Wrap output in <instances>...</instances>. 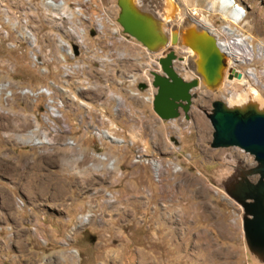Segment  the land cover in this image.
<instances>
[{
  "label": "rangeland",
  "instance_id": "374dc122",
  "mask_svg": "<svg viewBox=\"0 0 264 264\" xmlns=\"http://www.w3.org/2000/svg\"><path fill=\"white\" fill-rule=\"evenodd\" d=\"M102 2L113 28L116 0ZM177 2L184 18H191V7L206 17L218 40L230 39L222 32L224 25L250 39L255 55L247 64H232L235 70L264 69V56L257 57V46L264 43V0H236L245 11L239 23L227 20L219 0ZM138 5L147 10V1ZM67 25L51 9L44 10L43 0H0V84H6L0 94V264H264L249 250L243 209L227 193L257 162L237 147L212 148L213 129L206 116L213 101L228 106L227 91L239 92L242 86L225 75L219 90H195L188 119L181 111L179 118L161 120L143 98L149 96L150 85L141 79L148 67L140 68L139 52H127L139 70L130 72L126 62L115 68L123 72L113 74L109 62L106 71L90 75L86 88L98 99L85 107L62 91L73 93L76 87L63 77L72 62L56 58L57 35L69 38L62 31ZM24 28L35 36L42 62L32 58L35 50ZM120 36L122 32H105L101 43L141 51L140 43ZM91 37L86 52L100 43ZM176 47L177 57H187L185 48ZM184 62L173 60V66L189 81L194 75ZM131 74L134 83L128 80ZM262 83L250 80L264 96V77ZM118 96L124 119L112 112ZM106 97L100 113L98 103ZM50 99L53 105L61 100L60 117L50 115ZM104 130L122 141L97 135ZM30 131L40 139L45 134L50 142L27 141ZM143 150L162 167L160 178L150 164L133 162ZM258 178L254 172L246 175L252 183Z\"/></svg>",
  "mask_w": 264,
  "mask_h": 264
},
{
  "label": "water",
  "instance_id": "95a60500",
  "mask_svg": "<svg viewBox=\"0 0 264 264\" xmlns=\"http://www.w3.org/2000/svg\"><path fill=\"white\" fill-rule=\"evenodd\" d=\"M119 8L117 22L122 32L141 43L148 51L156 53L175 46L179 34L184 37L183 45L194 50L197 58L192 61L194 73L189 81L183 79L173 66V60L184 61L173 50L158 59L161 73H152L151 85L155 88L152 110L161 120H172L181 116L188 119L192 99L197 97L196 89H210L223 79L226 57L220 51L216 38L207 30L196 25H186L180 32L174 29L170 41L166 33L156 32L157 20L153 13L131 6L129 0H116ZM164 47V48H163ZM76 51V47L73 46ZM242 72L233 67L226 74L228 80L240 79ZM141 88H144V85ZM207 118L212 126V148L237 147L253 155L257 166L244 172L227 193L243 209L242 229L249 250L264 262V111L253 106L244 109L228 107L220 100L211 103ZM257 173V182L252 183L246 175Z\"/></svg>",
  "mask_w": 264,
  "mask_h": 264
},
{
  "label": "built area",
  "instance_id": "2783aa9c",
  "mask_svg": "<svg viewBox=\"0 0 264 264\" xmlns=\"http://www.w3.org/2000/svg\"><path fill=\"white\" fill-rule=\"evenodd\" d=\"M67 3L70 6V13H72V15H71L72 25L65 26L62 29V31L67 32L69 34V38L66 39L64 36L62 37L60 35H57V40H58V37H60L61 39H63L64 41H66L68 43L70 48L65 50V49L58 46L59 52H58L56 58H58L59 61H61L63 64L67 63L68 60H70L72 62V65H67V67L65 68V71L63 72V77L65 79L68 80L70 78V81L72 83L75 82V84H76V87L74 88L73 93H70L68 91V89L64 88V89H66L67 94L69 93L70 99L72 101H78L80 104H83L85 107H86V104L88 102H92V101H94V99H98L97 95L95 96L94 94H92V91H93L92 89L86 88V81H88V77L90 75H92L93 73H96L98 70L106 71V68H107V65L109 62L111 63L110 69L113 71V74H114V72L115 73H117L119 71L123 72V70H117V69L115 70V68L119 67L122 64H125L126 62L132 66L131 69L129 70L130 72H133L134 70H139V69H133V63L131 62L130 59H127V52H139L140 53V68L141 67H148V71H149L148 75H142V78H141V79H143V77H144V79H146L150 85L146 89L148 91L147 94H149V96H145L143 98L148 99L152 103L153 96L155 94V88L151 85L152 78H150V76H152L153 72H160L161 73V71H158L160 68H159L157 56H164L166 54V52H168L169 50H173V48L175 46L168 44L167 48H164V49H162L156 53H153V52L148 51L142 45H141V51H131V46H130V48H126V46H124V45L113 46L112 44L109 43V41L107 42L108 46L106 44L104 45L103 43H101L102 42L101 37H103V36L105 37V32H122V29H120L118 22H115V24H113V28L108 27V23L110 20H112V18H110L108 10L106 9L102 0H80V1L67 0ZM159 3H160L159 0H150L148 5L146 6V9L148 11L152 12L154 14V16L162 18ZM70 4H72V5H70ZM152 4L155 5L154 8H150V7H152L151 6ZM43 8L46 11L48 9L49 10L51 9L53 11L54 17L59 22H65V18H64L65 14H60L59 13L60 10L58 11V13H56V12L54 13V10L52 9V5L50 3H48L47 0H43ZM193 8L191 7L187 10H190L191 13L195 15V13L197 14V10H196V8H194V9ZM215 12H217V11H206V13H208V14L209 13H215ZM228 16H230V15H228ZM226 18H227V20H229L232 23L241 22V19H236L234 21L229 17H226ZM212 27H213L216 39H219V36L216 33L218 31L214 28V26H212ZM170 28L173 29V25L170 26ZM24 29H27V28H24ZM27 30H29V29H27ZM77 32H82V33L78 34ZM211 32H213V31H211ZM222 32H223V30H222ZM125 35H127V34L123 33V36H120V39H122L123 41H125V40L128 41V39H130V40L134 39V38L130 37L129 35H127V36H125ZM88 36H93V37L100 39L99 40L100 43L93 44V52H86V44H90V42L88 41L89 40ZM93 37H91V38H93ZM136 43H139V42L136 41ZM57 45H58V41H57ZM73 46L76 47V51L74 50ZM31 47L34 48L33 46H31ZM34 50H35V48H34ZM37 52H38V48H37V50H35V52L31 51V56L36 62H42L40 60V57L38 56ZM33 56H37L39 58V60L35 59ZM145 58L148 59V62L144 63V65H141V63H143L141 61ZM117 63H118V66L116 65ZM126 70H127V68H126ZM123 80H126L125 76H123ZM123 80H120V81L122 82ZM120 81H118V82L121 83ZM131 83H134V82H131ZM101 98H102V96L100 97V99ZM105 100H106L105 104H107L108 103L107 97L105 99L99 101V103H98L99 105L102 106L101 112H104V110H105V108H103L105 106V104H103V101H105ZM59 101L61 102V100H58V102ZM58 102H56V105H53L54 102L51 99V101H49V104L53 105V107L57 110V112L61 116L59 106L57 105ZM122 107H124L123 102L122 101H116L115 105L113 106L112 112L115 115H117L118 112L121 113L123 111ZM49 111H50V115L53 116L52 111L51 110H49ZM143 152H144V150L137 152L133 158V162L136 164L137 163L138 164L139 163L150 164L152 166V169H153L154 177L160 178L163 175V173L161 172V169L159 170V169H155V167H153V164L156 161L153 158L145 157Z\"/></svg>",
  "mask_w": 264,
  "mask_h": 264
},
{
  "label": "bare ground",
  "instance_id": "6f19581e",
  "mask_svg": "<svg viewBox=\"0 0 264 264\" xmlns=\"http://www.w3.org/2000/svg\"><path fill=\"white\" fill-rule=\"evenodd\" d=\"M129 1H130L131 6L137 8V9H141V10L143 9L142 7H140L138 5L141 2V0H138L139 3H137L136 0H129ZM143 1H145V2L147 1V4H148L150 0H143ZM177 1L178 0H159V2H160L159 7L161 9V17L162 18L155 16V18L157 20V23L155 26L156 32L160 31V32L166 33L168 40L170 41L171 35H172V32L174 29H177L180 32V30L186 25H196L197 27H199L201 29H205V30L209 31L215 37V35L213 34V32H214L213 27H212L213 25L209 21H207L206 17L204 18V16H200L199 14L195 13L196 16H194L192 14V16H194V17L191 16V18H189V19L184 18V16H182L180 14V7H179ZM47 2L52 5V9L54 10V13L55 12L58 13V11L60 10V12H59L60 14H65V17H64L65 21H68V25H72V18H71L72 13H70V6L67 3V0H47ZM219 3H220L221 13L223 15H226L228 13V15H230L229 18H231L232 20L235 21L236 19H243V17L245 16V11H244L243 7L239 6L238 3L235 2V0H219ZM152 6H153V8L155 7L154 4H152ZM212 7H214V4H212L211 7H209V10L212 9ZM169 16H172V17H169ZM172 25H173V29L170 28V26H172ZM211 31H213V32H211ZM223 31H224L223 32L224 34L230 36V39L229 38L223 39V40L216 39V43H217L220 51L226 57V66L223 69V76H225L228 73V71L232 69V66H231L232 64H236V63L247 64V63L251 62L253 59V56L255 55V52H254L253 46L251 45V43L249 41L250 39H248V37L237 33L238 31L231 28L229 25H224ZM23 33H24L25 37L28 38L29 43H31V45L34 46V48H35V36L27 29H24ZM77 33L81 34L82 32H77ZM57 41H58L59 47L65 49V50L70 48L68 43L66 41H64L63 39H61L60 37H58ZM184 42H185L184 37L180 35L178 42L174 48H177L176 46L181 47V49L185 48L184 50L187 53V57H185L184 63H186L187 68L192 72V70H193L192 69L193 68L192 61L195 58H197V56H196V53L194 50H191L190 48H187L183 45ZM168 43L170 44V42H168ZM86 48L89 50L90 45H86ZM35 50H37V49H35ZM263 56H264V43H260L257 46V57H263ZM33 57L35 59L39 60V58L37 56H33ZM160 57H163V56H157V60ZM158 64H159V62H158ZM159 68L161 69L160 65H159ZM193 75H194V73H193ZM263 77H264V69L257 72L253 68H250L247 71H245L244 73H242V77L240 79L234 78V80H236L240 84L239 87L242 86L243 88L241 87V90L239 92H236L237 90L236 91L235 90L227 91V94L230 95L229 96L230 99L227 102L228 107L244 109L248 106H253L256 110L264 111V96L260 93V91L256 87L250 85V80H253L257 84L263 85V83H262ZM134 79H135V77L133 76V74H131L128 80L130 82H134ZM5 86H6V84H0V94H1V89H3ZM219 86H220V82L215 87L212 86V88H210V89L203 88V87H201V88L203 90L206 89V90L215 91L216 89L220 88ZM232 86H233V84H232ZM40 91H43L45 94L50 93V91L46 88H42ZM62 91L66 92L65 89H62ZM25 92L26 91H22V93H25ZM134 94H136V93H134ZM117 100L121 101L119 96L117 97ZM49 101H51V99ZM61 104L62 103L60 101L57 103L58 106H60ZM48 109L52 111L53 117H58V116L60 117V114L53 107V105L49 104ZM106 131L107 130L96 131V133L98 136H103V137L110 139V140H113V141H117V142L122 141L121 139L114 137L111 133H109V131H107V132ZM28 135H29V138L27 139V141H29V142L33 141V143H35L36 145H45V144H48L50 142L48 137L45 134H43L41 139L36 138L33 131H30L28 133ZM100 158L104 159L106 157L101 156ZM109 165H110V167H114V160H111ZM153 165H154L155 169L160 170L162 168L160 166V164L157 162H154ZM89 214H88V216H89ZM88 216H86L83 219V222L87 221ZM68 236L70 237V235H68Z\"/></svg>",
  "mask_w": 264,
  "mask_h": 264
},
{
  "label": "crops",
  "instance_id": "0c3cea01",
  "mask_svg": "<svg viewBox=\"0 0 264 264\" xmlns=\"http://www.w3.org/2000/svg\"><path fill=\"white\" fill-rule=\"evenodd\" d=\"M235 2H236V0H235ZM237 3V2H236ZM140 46V45H139ZM106 103V100L105 101H103V104H105ZM106 109V108H105ZM100 113H101V111H100ZM123 113V112H122ZM122 113H120V114H117L118 116H121V115H123ZM126 117V115H123V119ZM115 126V125H114ZM115 127H117V126H115ZM117 128H119V126L117 127ZM141 129V128H140Z\"/></svg>",
  "mask_w": 264,
  "mask_h": 264
}]
</instances>
